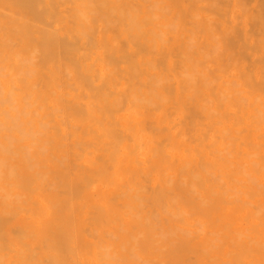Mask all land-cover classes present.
Returning a JSON list of instances; mask_svg holds the SVG:
<instances>
[{"label": "bare ground", "instance_id": "obj_1", "mask_svg": "<svg viewBox=\"0 0 264 264\" xmlns=\"http://www.w3.org/2000/svg\"><path fill=\"white\" fill-rule=\"evenodd\" d=\"M0 264H264V0H0Z\"/></svg>", "mask_w": 264, "mask_h": 264}]
</instances>
